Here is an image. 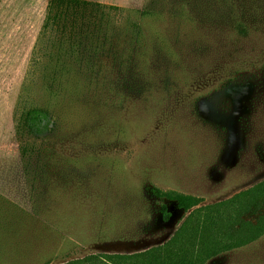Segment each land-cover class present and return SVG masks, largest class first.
Returning <instances> with one entry per match:
<instances>
[{
  "label": "rangeland",
  "instance_id": "1",
  "mask_svg": "<svg viewBox=\"0 0 264 264\" xmlns=\"http://www.w3.org/2000/svg\"><path fill=\"white\" fill-rule=\"evenodd\" d=\"M50 1L0 0V264L140 254L264 182V0H81L122 25L89 54L98 75L75 64L58 94L31 81ZM33 100L56 126L19 128ZM251 209L256 225L264 198ZM202 264H264V235Z\"/></svg>",
  "mask_w": 264,
  "mask_h": 264
},
{
  "label": "trees",
  "instance_id": "2",
  "mask_svg": "<svg viewBox=\"0 0 264 264\" xmlns=\"http://www.w3.org/2000/svg\"><path fill=\"white\" fill-rule=\"evenodd\" d=\"M115 9L120 8L91 1L51 0L40 40L41 43L44 40L48 43L45 49L48 52L38 56L42 49L35 51L31 66L32 77L35 78L31 81L41 80L44 84L50 81L52 85H47V91L58 94L61 82L58 79L70 75L75 67H84L83 75H98L97 64L89 59V54L110 40L109 32L119 31L123 16H120L121 19L112 14ZM36 103L33 100L29 107L23 103L16 115H19V128L42 133L50 129L51 123L56 126L59 119L50 111V105L40 107ZM157 194L175 201L186 212L202 203L194 196L161 191ZM260 198H264V182L225 202L195 209L186 219L181 232L164 246L135 255H91L66 264H108L104 259L113 264H202L222 252L247 246L264 235V216L256 225L242 219L244 212H250ZM221 208L226 210L220 211ZM162 211L167 218L166 207ZM184 230L187 238L183 237V246L178 247L180 233Z\"/></svg>",
  "mask_w": 264,
  "mask_h": 264
}]
</instances>
